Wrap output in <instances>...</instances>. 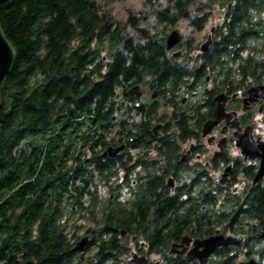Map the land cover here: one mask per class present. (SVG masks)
<instances>
[{
  "label": "flooded vegetation",
  "instance_id": "flooded-vegetation-1",
  "mask_svg": "<svg viewBox=\"0 0 264 264\" xmlns=\"http://www.w3.org/2000/svg\"><path fill=\"white\" fill-rule=\"evenodd\" d=\"M95 1L135 43L144 41L140 34L163 41L142 52L147 61L160 56L163 66H139L141 49L122 47L125 66L134 56V70H121L111 98H94L105 111L101 155L117 162L121 219L132 224L105 225L106 242L115 240L118 249L92 241L83 256L71 250L73 263L199 264L200 241L224 234L236 241L217 246L205 264H264V209L255 203L258 193L264 197V174L257 177L264 159V17L261 48L238 56L224 45L229 28L236 30V0H182L178 20L164 14L176 0ZM174 29L181 37L168 47ZM102 44L88 58L89 89L105 82L115 59L105 34ZM110 145L122 148L105 156ZM19 257L18 264H36Z\"/></svg>",
  "mask_w": 264,
  "mask_h": 264
},
{
  "label": "trees",
  "instance_id": "trees-1",
  "mask_svg": "<svg viewBox=\"0 0 264 264\" xmlns=\"http://www.w3.org/2000/svg\"><path fill=\"white\" fill-rule=\"evenodd\" d=\"M176 1L164 14L178 20L184 7ZM231 11L236 30L229 28L224 45L237 48L238 56L259 50L264 0H236ZM0 20L16 50L0 91V264H18L20 255L36 264H74L71 246L83 232L118 249L115 240L106 242L105 225L132 221L121 219L117 162L101 155L105 111L94 98H111L121 70H134V56L125 66L120 48L141 49L137 65L161 69L160 56L147 61L151 56L142 52L164 47L163 41L140 34L144 41L135 43L95 0H11L0 9ZM104 34L115 59L105 82L89 89L94 71L88 58ZM261 195L257 209H264Z\"/></svg>",
  "mask_w": 264,
  "mask_h": 264
},
{
  "label": "water",
  "instance_id": "water-1",
  "mask_svg": "<svg viewBox=\"0 0 264 264\" xmlns=\"http://www.w3.org/2000/svg\"><path fill=\"white\" fill-rule=\"evenodd\" d=\"M11 0H0V9L9 4ZM180 32L177 29L172 30L168 37H167V46L172 47L174 46L179 40H180ZM16 50L7 38L5 31L2 27V23L0 20V91L3 87V84L6 80L7 74L11 69L14 57H15ZM96 84H100V81L95 82ZM2 102V97L0 93V106ZM122 148V146H108L103 154L106 155H116L118 151ZM261 174H264V159L261 163V167L259 169V172L257 174V177ZM93 241V235L91 233H86L81 235V237L73 244L71 247V250L73 251H79L82 253V256L84 254L85 247L87 244ZM236 241L235 238H232L230 236L226 237L224 234H217L210 236L202 241H200L202 249L196 254V256L199 258L200 263L199 264H205L207 255L213 251L217 246H219L222 243L232 242ZM136 261H142L146 262V259L144 257H138ZM239 264H253V261H247V262H241Z\"/></svg>",
  "mask_w": 264,
  "mask_h": 264
},
{
  "label": "rangeland",
  "instance_id": "rangeland-1",
  "mask_svg": "<svg viewBox=\"0 0 264 264\" xmlns=\"http://www.w3.org/2000/svg\"><path fill=\"white\" fill-rule=\"evenodd\" d=\"M121 7V4L119 3V2H117V3H115L114 5H113V9H114V11L116 12V13H118L119 11H117L119 8ZM120 17V16H119ZM183 29V31H185V28H182ZM32 138H34V137H30V138H28V139H26L25 140V142H23V144L22 145H24L26 142H28L30 139H32ZM82 233V232H81Z\"/></svg>",
  "mask_w": 264,
  "mask_h": 264
}]
</instances>
